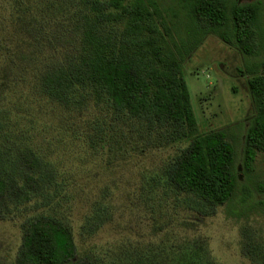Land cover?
Segmentation results:
<instances>
[{"label":"trees","instance_id":"16d2710c","mask_svg":"<svg viewBox=\"0 0 264 264\" xmlns=\"http://www.w3.org/2000/svg\"><path fill=\"white\" fill-rule=\"evenodd\" d=\"M158 2L0 0V221L23 218L21 264H99L79 253L61 214L88 205L82 237L111 220L108 186L84 194L82 176L99 173V161L167 152L134 193L142 210L176 214L224 205L264 153V61L240 71L253 106L240 167L224 131L199 132L183 77L210 35L248 59L264 54L263 3ZM200 252H126L120 264H216Z\"/></svg>","mask_w":264,"mask_h":264},{"label":"rangeland","instance_id":"374dc122","mask_svg":"<svg viewBox=\"0 0 264 264\" xmlns=\"http://www.w3.org/2000/svg\"><path fill=\"white\" fill-rule=\"evenodd\" d=\"M158 1L172 10L177 9L179 2ZM255 1L264 5V0H241V3ZM263 61L264 54L248 59L210 35L183 64V77L199 132L224 131L234 147L237 167L242 166L245 133L253 114L246 78L240 71ZM166 155L165 151L154 152L130 164L99 161L95 177H88L86 170L82 176L85 195L97 193L103 185L116 195L111 220L92 236L79 234L88 205H65L61 209L73 228L79 253L93 255L99 264H120L126 252L177 250L189 244L216 264H264V153H257L251 172L239 171L234 197L213 212L191 204L192 211L185 213L182 207L176 214L165 209L150 213L139 208L140 199L134 190L138 180L153 175ZM22 219L0 221V264H21L18 251ZM170 219L173 222L169 224Z\"/></svg>","mask_w":264,"mask_h":264}]
</instances>
